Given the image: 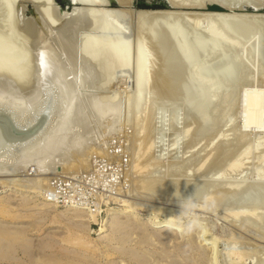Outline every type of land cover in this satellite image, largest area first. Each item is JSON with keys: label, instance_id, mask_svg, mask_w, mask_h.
<instances>
[{"label": "rangeland", "instance_id": "374dc122", "mask_svg": "<svg viewBox=\"0 0 264 264\" xmlns=\"http://www.w3.org/2000/svg\"><path fill=\"white\" fill-rule=\"evenodd\" d=\"M136 1H133L135 6L134 3L132 6L131 2L123 3L126 6L131 5L129 7L135 11L134 16L128 19L130 22L127 24V20L125 21L123 28L125 33L134 41L140 38L141 28L144 25L156 17L164 16L168 10L176 6L171 2L170 6L160 3L155 7L148 8L141 6L140 1L142 0H138L139 3ZM155 1L161 2V0ZM4 2V0L0 1V14H2L0 15V24L1 27L2 24L5 25V27L3 26L5 29L0 30L2 34L0 39L1 36H4L2 31L4 33L8 31L9 34L7 32L5 38L8 36L7 41L11 40V43L8 42L10 44L7 50L11 51L12 55L6 52L13 57L17 56L16 59H23L25 58L24 49L14 42L8 30L7 22H5L7 17ZM246 2L248 5L243 8L238 4V0H195L186 6L175 8L179 11L192 10L199 26L203 29L208 27L213 17L219 18L218 14L234 12L243 14L252 20L255 19L254 30H256L249 36L250 38L247 37V42L242 50L245 59L251 64L250 75L248 76L249 73H247L246 76H243L240 70L230 68L232 71H228L229 73L224 71L222 73L229 79L224 83L225 87L222 88L223 82L220 84L215 82L213 87L210 85V89L200 92L195 89L197 84L194 85L196 82L189 76L190 71L194 68L202 70L205 67L210 71L220 68L226 69L230 64L229 60L233 57L224 56L218 60L219 62L217 60L206 62L207 64L211 63V65L205 66L206 63H201V58H198L202 46L198 49L197 44L188 38L186 49L188 51L182 49L179 51H182V57L186 59L187 63H191L190 68L186 66V70H183V73L190 80L187 83L181 81L186 87L179 90L180 93L179 91L168 93L169 96L167 92H158V98H154V105L156 104L154 113L156 115L154 114L153 126H155H152L153 136L150 139V142L153 141V145L150 147L151 151H144L145 155L143 154V149H141L143 132L141 133L140 129V133L138 132L136 118L132 115L131 118L130 116L127 117L128 119L125 118L126 121L124 119L123 129L119 134L115 132L109 136L110 138L103 140L104 148H102V141H100L102 152L99 151L100 148L97 149L99 152L92 150L86 154L88 157L90 156L89 158L85 155L86 158L84 156L83 161L78 163L79 167L73 162L71 165L65 163L67 162L66 159L69 160V158L64 157L54 161L56 166H54L55 164L48 165L45 169L41 168L38 163H31L25 171L26 173L19 175V178L20 176L22 178L20 180L18 175L15 177L16 174L8 176L5 172L4 174L0 172V264L264 263V209L258 210L261 202L264 207V163L260 164L261 157H259L264 153V131L257 132L253 128L241 130L244 122L242 117L244 94L242 90L256 86L264 88V7L255 11L249 5L264 6V0H246ZM211 4L221 5L225 9L210 7ZM28 12L32 13L30 10ZM12 43L14 45L16 43L18 48L21 47L22 51H19L20 49L15 51L11 48ZM16 45L14 48H17ZM150 46L149 50L152 49L153 45L150 44ZM195 48L196 51L197 49L200 50L199 53L194 51ZM153 49L150 52L152 56L155 53L154 57H151L154 58L152 62L154 65L152 64V66L154 70H157L161 67L162 62L156 48L153 47ZM19 55L20 57H18ZM222 58H225L224 61ZM193 60L196 61L197 68L195 64L192 65ZM198 63L199 66L203 65V67H198ZM126 70H120V74L129 77L128 88L130 89L132 87L133 69H128V72ZM121 71L125 73H121ZM234 71L236 72L234 73ZM218 73L221 74V72ZM237 76L240 78L243 76L242 79L244 78L245 82ZM238 79L244 84H238ZM234 82L239 85V89L242 85L240 92ZM189 86L192 87L189 88ZM216 88L220 89L219 95L214 91ZM227 95H229L230 100H228L226 109L221 112L213 111L215 114L212 113V105L218 104ZM222 107L224 108V104ZM216 117L219 119L215 122ZM230 117L231 120L233 119L232 121ZM132 120H134V125ZM154 121H156L155 124ZM193 121L194 123H192ZM133 126L136 127L133 128ZM261 136L263 137L261 138ZM236 139L241 143L244 140L245 143L240 146L241 143L235 142ZM108 140L110 143H107ZM259 143L260 145H258ZM218 144L221 145L219 148H222L219 153L216 149ZM244 148L247 150L244 151ZM224 149L229 151L232 149V154L235 151L237 156L240 153L243 165L241 163L238 168H235L236 171H232L233 168L227 170L229 168L228 159L224 160L225 165L228 164L227 167L222 166L223 161L221 167L218 168L216 164V168L213 166L214 164L210 165L212 163L208 160L215 152V156L216 154H220L222 157L229 155V153H225L227 151ZM240 149L241 152L238 151ZM210 151L211 153H209ZM203 156L206 162L202 160ZM138 157L139 159H137ZM206 157L209 159L207 160ZM222 157L220 156V158ZM243 157H245L244 160ZM61 160H64V165L68 164L69 167L62 165L64 168L61 169V163H59ZM217 160L221 163V159L217 158ZM70 161L68 162L70 163ZM147 161L151 164L148 165ZM208 163H210L209 166H207ZM31 166H34L36 170H33L34 167L31 168ZM49 167H55L53 170L55 173L50 172L52 169ZM237 169L239 170L237 171ZM44 170H47L46 173ZM261 172L263 173L261 174ZM41 174L44 177L48 176V179L45 178L44 180ZM46 174L47 176H45ZM5 176L8 178L6 183ZM22 176L26 177L27 181ZM39 178L43 181L40 182ZM198 178L205 180L208 187L197 196H184L180 193H172L170 190L175 189V184L178 183L179 179L181 181L182 179L196 180ZM168 179L171 182L170 184L167 182L166 187L164 180L166 183ZM10 180L14 182H9ZM24 180L25 182H23ZM34 180L35 184H31ZM36 180L39 186L36 184ZM159 181L162 182L168 192L162 193L163 191L160 192L158 189L151 190L144 186L146 182L150 184L153 182L160 183ZM244 181L248 185L246 188ZM27 182H30L31 185L29 186ZM215 184L222 186L220 188L223 189L222 192L227 191L226 193L223 192V197L227 196L228 193L226 199L221 197L225 200L222 199L221 201L219 198L217 200L214 198L218 195V193L212 192ZM241 185L244 188L243 191L240 189ZM230 186L237 188L238 191L233 190L237 193L234 194ZM50 190H53V193ZM257 201L258 206L255 203ZM181 202L184 204L183 208ZM129 203L132 205L130 206ZM250 205L252 207L257 206V210L252 211L255 207L251 208ZM125 208H132V211L123 212ZM163 208L167 212L170 211L175 221L173 224L176 225L177 229L167 228L162 231L161 225L158 224L160 222H154V220L165 218L162 215L164 213ZM159 210L161 211L159 212ZM109 211L115 212L110 214ZM259 215L262 217L260 218ZM117 220H119L118 226L114 222ZM242 254L244 255L242 256ZM138 256L139 258H136Z\"/></svg>", "mask_w": 264, "mask_h": 264}, {"label": "bare ground", "instance_id": "6f19581e", "mask_svg": "<svg viewBox=\"0 0 264 264\" xmlns=\"http://www.w3.org/2000/svg\"><path fill=\"white\" fill-rule=\"evenodd\" d=\"M4 1L6 5V10H4L6 11L7 17L5 22H7L8 30L14 42L18 43L17 45H20L24 49L25 58L16 59L17 56H11V51L9 52L7 50L11 40L7 41L6 38H8V36L5 38V34L8 31H5L6 33L2 31L4 36H1L2 38L0 39V172H3V174L5 172L8 176L10 174L12 176L16 174V176H14L17 177L18 175L19 180L22 179L21 176L19 178V175H24L31 163H38L41 168L45 169L48 165H54L55 160L67 157L69 160L66 159L67 162L65 163L71 165L73 162L74 165L79 167L78 163L83 161L86 154H89L92 150L95 151L99 149L101 144L103 146V140L107 139L111 134L115 132L119 134L123 129L124 119H128L127 117L129 116L131 118L132 115L136 118L138 130L140 129L141 133L143 132L141 136L143 137L141 144L143 154L144 151L150 150V147L153 145V141L151 140L152 144L150 142L153 136L152 128L155 126H153V118L155 120L154 110L156 108V104L154 105V98L157 97L158 92H167V95L172 92H178L184 89L183 87H186L181 81H186L185 83H187V81L190 80L188 76L183 73V70L186 66L190 68L191 63H187L186 59L182 57V51H179V49H187L188 38L190 41L197 44L196 47H198V49L202 46V51L200 53V50L198 51L197 49L196 51V48L194 51L199 53L198 58H201V63L203 64L210 61L221 60V57L224 56L233 57V59L230 57V64L228 68L225 67L226 69L220 68L219 70L215 69L210 71L205 67V69L202 68V70L194 68L190 71L189 76L196 82L194 85L197 84L195 89L200 92L207 91L214 86L215 82H219L218 84L223 82V88L225 85L224 83L229 79L222 73L223 71H232L230 68L233 70H240L243 76L245 74L247 75V73H249L248 76L250 75L251 64L245 59L242 50L244 49V44L247 42V37L256 30H254L256 21L254 18V20H252L251 18L245 17L243 14L234 12L224 13L222 15L218 14L219 18L215 19L213 17L208 27L203 29L199 26L197 18L193 15L192 10L185 9L179 11L175 9L191 4L195 0H168L169 4L172 2L176 4V6L168 10L164 16L156 17L151 22L144 25L141 28V36H139L141 39L138 38L134 41L125 33V29H123L125 27V21L127 20L126 22L128 24V22H130L128 19L134 16L133 14L135 12L129 7L131 5L126 6L125 4L123 5V3L131 2L133 6L134 0H120L119 2L118 0H114L116 4L110 3V0H79L80 3L74 5L70 10H60L53 0ZM136 2H138V0ZM28 3L34 5L36 12H28ZM238 4L243 8L248 5L246 0H238ZM163 5L168 6L166 4ZM249 5L252 6V4ZM210 7L225 9V7L217 4H211ZM236 8L239 9V7ZM1 23H3L2 20ZM2 25L5 27L4 24ZM3 26L1 27L0 24V30L4 28ZM0 35L2 34L0 33ZM8 42L10 43L8 44ZM12 44L14 45V43ZM150 44L156 48L162 62L161 67L157 70H154L152 66V64L154 65V63H152L154 58L152 59L151 57H154L155 53L153 56L152 53H150L153 49L152 47V49L149 50V48H151ZM13 45L11 48L15 49V51L21 48H18L17 45L18 49L14 48L15 45ZM21 49L19 51H22ZM6 51L11 55H8ZM15 53L17 55V52ZM41 53H43V55H41ZM20 55L18 57H20ZM224 59L222 58L223 61ZM195 62L192 63V65L195 64L196 67ZM207 63L205 66L211 65V63ZM201 66L203 67V65ZM201 66H199L198 63V67ZM189 68L187 69L188 73ZM123 69H133L132 87L130 89L128 88L130 81L129 77L125 74H120V70ZM124 71H121V73H125ZM218 72H221L222 75ZM235 72L236 71H234V73ZM241 72H239V74H241ZM242 77L239 78L242 79ZM242 80L244 81V78ZM238 81V84H240L241 82L239 79ZM229 85L231 84L229 83ZM220 86L221 85H219V87ZM191 87L189 86V88ZM237 87V89H239V85H237ZM240 89H242V85ZM214 91L217 95L220 94L219 88H216ZM242 91L244 94V96L242 95L244 97L242 116L244 122L241 130L245 131L249 128H253L257 132L264 131V88L256 86L245 88ZM229 98V95H227L221 100L223 102L220 101L218 104H213L211 112L224 111L228 105V100H230ZM223 104L224 108L222 107ZM218 119L219 118L216 117L215 122ZM133 121L134 120H132V124L134 125ZM155 122L156 121H154V124ZM192 123H194V121ZM197 123L198 120L195 124L197 125ZM233 123L231 124L233 125ZM135 127L133 126V128ZM140 130L138 131L139 133ZM193 132L197 133V131L194 130ZM263 136H261V138ZM244 139L246 140V137ZM131 140L133 141V139ZM100 141H102L101 144ZM236 141L239 144L241 143L238 139H236L235 142ZM108 142L109 140L107 143ZM107 143L105 142V144ZM243 143H245L244 140ZM243 143H241L240 146ZM258 145H260V143ZM106 146L109 148L108 145ZM220 146L221 145L218 147L216 146L218 153L219 150L222 151V148H219ZM104 147L105 146L102 148ZM102 148H100L99 151H101ZM244 149V151L247 150L246 148ZM226 151L225 153H229V155L225 154L227 157L224 155L222 157L220 154H216L215 156L214 154L216 152L212 154V156L209 155L211 158L213 157L212 159L206 157L207 160L209 159L208 161L212 163H208L207 166H209V164H214L213 166L215 168L217 166L218 168L219 166L221 167L222 161L223 166L228 159L227 162L229 166L228 164L226 165L229 168L226 169L229 170L233 168L231 170L236 171L235 168H238L242 163L240 153L237 156L235 155L237 153H235V151L233 154L232 151ZM238 151L241 152L242 150L240 149ZM209 153H211V151ZM220 156L222 158H220ZM245 157H243V160ZM259 157H261L260 164L264 163V153ZM203 158L204 156L202 160L205 161V158ZM217 158L221 159V163L218 162L219 160H217ZM137 159H139V157ZM68 161H70V163ZM59 163H61V165H58H60L62 169L64 160H61ZM68 164L64 166L67 167ZM150 164L151 163L148 162V165ZM56 165L57 164L54 166ZM226 165L225 167H227ZM32 167L34 166H31V168ZM200 167L201 165L199 168ZM261 167H263V165ZM202 168L204 167L202 166ZM50 169H52L50 172L55 173V171H53L55 167ZM239 169H237V171ZM46 171L44 170V173H46ZM262 173L263 172H261V174ZM45 176H47V174ZM42 177L44 176L42 175ZM47 177H44V180L45 178L48 179ZM24 178L26 180V177H23V179ZM6 179L8 178L5 176V183ZM25 180L23 182H25ZM41 180L43 181V179ZM41 180L39 178L40 182ZM169 180L170 179H168L166 183L164 180V186L167 185ZM9 182L12 181L10 180ZM32 182L31 184H35V180ZM159 182L160 183L153 182L150 184L146 182L144 186L151 190L158 189L160 192L163 191L162 193L168 192L166 189L167 186L164 187L162 182ZM29 183L28 185L30 186L31 184ZM17 184L19 183L17 182ZM175 185V189H170L171 192L180 193L184 196H197L208 187L205 180L199 178L196 180L182 179L181 181L179 179L178 183ZM32 186L34 187V185ZM246 186L248 185L246 184L245 188ZM221 187V185L215 184L212 190V192L218 193V195H216L218 197L214 196L216 200L217 198L221 199V197H223V192H227H225V190L222 192L223 189L221 190ZM233 187L232 192L235 194L237 192L233 190L238 191V187L237 185V188ZM241 187L240 189L243 191L244 188ZM219 189L221 192H219ZM255 203L258 206V201ZM261 203L259 204L261 205L260 208L257 206L255 207V205L253 207L250 205L251 208L255 207L252 211H256L257 208L258 210L264 209ZM251 208H249V211H251ZM129 211H132V208L123 209V212ZM160 211L161 210H159V212ZM114 212L115 211H109L110 214ZM241 214L243 215V213ZM162 215L165 216V218L154 220L156 223L160 222L158 224L161 225L162 231L167 228L177 229L176 225L173 224L175 221L170 211L167 212V210L164 209ZM259 216L260 218L262 217L261 215ZM114 222L116 223L115 225H117L119 220ZM213 238L212 240L217 242V240ZM9 240L11 241V239ZM243 255L244 254H242V256ZM136 258H139V256Z\"/></svg>", "mask_w": 264, "mask_h": 264}, {"label": "water", "instance_id": "95a60500", "mask_svg": "<svg viewBox=\"0 0 264 264\" xmlns=\"http://www.w3.org/2000/svg\"><path fill=\"white\" fill-rule=\"evenodd\" d=\"M55 2V4L60 8V10H70L72 9V7L78 3H80L79 0H64V1H60V0H53ZM113 3V4H116V2L113 0L111 1L110 0V3ZM139 3V2H138ZM141 6L143 7H148V8H151V7H155V5L157 4H160V3H163V4H166V5H170L169 4V1L168 0H161V2H156L155 0H142L140 1ZM138 6L140 7V5L138 4ZM253 8V10L255 11H258V10H261L262 7L264 6H251ZM28 9L34 13L36 12L35 11V7L32 3H28Z\"/></svg>", "mask_w": 264, "mask_h": 264}, {"label": "built area", "instance_id": "2783aa9c", "mask_svg": "<svg viewBox=\"0 0 264 264\" xmlns=\"http://www.w3.org/2000/svg\"><path fill=\"white\" fill-rule=\"evenodd\" d=\"M33 170L35 169V168H32ZM51 191V193H53V190H50Z\"/></svg>", "mask_w": 264, "mask_h": 264}, {"label": "clouds", "instance_id": "9594fccd", "mask_svg": "<svg viewBox=\"0 0 264 264\" xmlns=\"http://www.w3.org/2000/svg\"><path fill=\"white\" fill-rule=\"evenodd\" d=\"M181 204H182V208L184 207V204H183V202H181Z\"/></svg>", "mask_w": 264, "mask_h": 264}, {"label": "snow or ice", "instance_id": "6c2138e0", "mask_svg": "<svg viewBox=\"0 0 264 264\" xmlns=\"http://www.w3.org/2000/svg\"><path fill=\"white\" fill-rule=\"evenodd\" d=\"M41 55H43V53H41Z\"/></svg>", "mask_w": 264, "mask_h": 264}, {"label": "trees", "instance_id": "16d2710c", "mask_svg": "<svg viewBox=\"0 0 264 264\" xmlns=\"http://www.w3.org/2000/svg\"><path fill=\"white\" fill-rule=\"evenodd\" d=\"M60 1H64V0H60Z\"/></svg>", "mask_w": 264, "mask_h": 264}]
</instances>
